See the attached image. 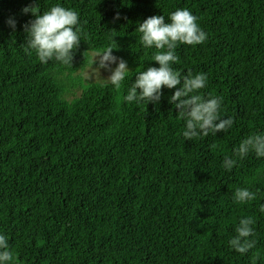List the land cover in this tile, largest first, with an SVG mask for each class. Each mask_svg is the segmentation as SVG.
Returning <instances> with one entry per match:
<instances>
[{
  "label": "trees",
  "instance_id": "1",
  "mask_svg": "<svg viewBox=\"0 0 264 264\" xmlns=\"http://www.w3.org/2000/svg\"><path fill=\"white\" fill-rule=\"evenodd\" d=\"M57 2L80 20L67 66L21 47L34 18L21 9L34 0H0V232L10 264H264V158L222 167L243 138L264 132V0H39V9ZM176 8L195 15L207 39L178 45L173 67L207 73L201 93L223 97L227 133L186 141L167 100L175 89L158 104L123 100L136 72L158 67L138 22ZM109 45L130 70L121 88L80 82L81 95L67 99L77 85L69 76ZM236 187L257 198L233 203ZM242 216L255 218L245 254L227 243Z\"/></svg>",
  "mask_w": 264,
  "mask_h": 264
},
{
  "label": "clouds",
  "instance_id": "2",
  "mask_svg": "<svg viewBox=\"0 0 264 264\" xmlns=\"http://www.w3.org/2000/svg\"><path fill=\"white\" fill-rule=\"evenodd\" d=\"M21 12L24 15L30 13L34 17L22 26L26 34L25 41L21 44L24 52L28 55L34 52L43 64L55 61L71 65L74 53L81 43L79 14L58 2L47 10L40 11L39 0L24 6ZM120 19L117 12L114 21ZM197 21L198 18L187 8H176L167 17L164 14L153 15L138 22L136 31L140 33L139 41L145 49H155L150 59L158 67L149 66L136 72L134 82H131L123 96V100L129 103L158 104L164 88L175 89L167 100L176 110L177 118L183 120L181 134L186 141L209 135L217 136L220 132L227 133L234 123L231 117L221 116L222 96L201 93L207 86V73L193 74L188 71L182 75L173 67L179 59L175 54L178 45L195 46L206 41L207 33ZM5 23L11 31H16L15 17H9ZM114 49L117 48L109 45L103 51L95 53L94 64L97 66L92 67L91 71L93 76L99 77L101 70L108 71L110 75L102 81L119 90L130 70L126 60L113 54ZM249 154H254L257 159L264 158V132H256L243 138L238 146L233 147L231 155L223 157L222 167L231 171L239 160ZM256 198L257 193L248 187H236L232 193L235 204H247ZM258 210L264 214V203L258 205ZM254 225L253 216L239 218L234 226V235L227 242L230 250L245 254L253 248L254 240L251 237L255 232ZM12 260L9 239L0 232V264H10Z\"/></svg>",
  "mask_w": 264,
  "mask_h": 264
},
{
  "label": "rangeland",
  "instance_id": "3",
  "mask_svg": "<svg viewBox=\"0 0 264 264\" xmlns=\"http://www.w3.org/2000/svg\"><path fill=\"white\" fill-rule=\"evenodd\" d=\"M91 55H92V64L90 66L86 67L84 70L77 72L76 74L69 76V78L71 79L70 81L75 82L77 85L71 87L68 90V92L66 93L67 99L73 100V99H75L81 95L82 88L80 86V82L83 84L95 83V82L105 83L102 81V79H106L108 77V75H110V73L108 71L101 70L100 77L98 75L93 76L92 71H91L92 67H96L97 65L94 64L95 53H91ZM112 67H115V65H113Z\"/></svg>",
  "mask_w": 264,
  "mask_h": 264
}]
</instances>
